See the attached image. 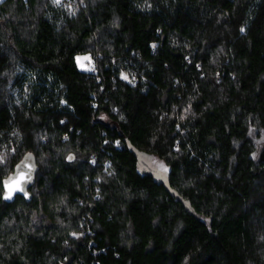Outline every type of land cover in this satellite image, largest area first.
Segmentation results:
<instances>
[{"label":"trees","instance_id":"trees-1","mask_svg":"<svg viewBox=\"0 0 264 264\" xmlns=\"http://www.w3.org/2000/svg\"><path fill=\"white\" fill-rule=\"evenodd\" d=\"M0 153V264H264V0H3Z\"/></svg>","mask_w":264,"mask_h":264},{"label":"water","instance_id":"water-1","mask_svg":"<svg viewBox=\"0 0 264 264\" xmlns=\"http://www.w3.org/2000/svg\"><path fill=\"white\" fill-rule=\"evenodd\" d=\"M128 145L132 151L137 153L136 149L133 148L130 143ZM137 154L139 159L141 160V154L140 153ZM69 157H72V159H69ZM74 159H75V155L73 153H70L67 157L68 161H73ZM37 173H38V164H37L36 156L32 153L26 154L24 158L16 166L15 172L11 175L15 177V181L10 183L7 189L4 187V191L5 192L13 191L17 186H22L24 188V191H26L28 195L25 196L24 192L15 191L13 192L12 198L9 199L8 201H13L17 195H22L28 201H30L32 199L30 188L35 183Z\"/></svg>","mask_w":264,"mask_h":264},{"label":"rangeland","instance_id":"rangeland-1","mask_svg":"<svg viewBox=\"0 0 264 264\" xmlns=\"http://www.w3.org/2000/svg\"><path fill=\"white\" fill-rule=\"evenodd\" d=\"M85 56L89 57V59H87V60L81 59L79 61L77 60L78 66L82 70L93 71L95 69V62H94V59L91 57V55H87V54L86 55H78L77 57L82 58ZM161 164H163L167 168V166L162 161L158 160L153 155L142 154L140 164H139V168L143 172H148V173L155 175V177L159 181L167 182L169 171L167 168V171L165 172L160 167Z\"/></svg>","mask_w":264,"mask_h":264},{"label":"snow or ice","instance_id":"snow-or-ice-1","mask_svg":"<svg viewBox=\"0 0 264 264\" xmlns=\"http://www.w3.org/2000/svg\"><path fill=\"white\" fill-rule=\"evenodd\" d=\"M52 2L59 6L61 3H62V0H52ZM0 3H3V0H0ZM70 14H74V12L70 11ZM243 31V29H242ZM81 59H84V60H87L89 59V57L85 56V57H77V60H81ZM122 78L123 79H127V76L123 75L122 74ZM5 159H6V156L4 153H0V164L4 163L5 162ZM69 159H72V157H69ZM19 167V166H18ZM160 167L166 172L167 171V168L161 164ZM15 181V177L13 176H9L6 180L3 181V184H4V187L7 189L9 187V184L14 182ZM15 191H20V192H24V195L27 196L28 193L26 191H24V188L22 186H17L13 191H6L4 193V199L5 200H9L12 198V195H13V192Z\"/></svg>","mask_w":264,"mask_h":264}]
</instances>
